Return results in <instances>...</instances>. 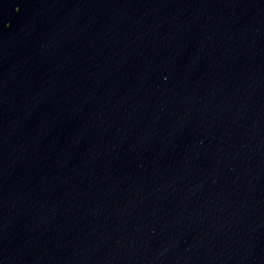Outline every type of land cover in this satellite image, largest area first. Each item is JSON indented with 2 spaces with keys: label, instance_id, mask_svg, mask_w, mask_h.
I'll return each instance as SVG.
<instances>
[{
  "label": "water",
  "instance_id": "1",
  "mask_svg": "<svg viewBox=\"0 0 264 264\" xmlns=\"http://www.w3.org/2000/svg\"><path fill=\"white\" fill-rule=\"evenodd\" d=\"M0 264H264V0H0Z\"/></svg>",
  "mask_w": 264,
  "mask_h": 264
}]
</instances>
